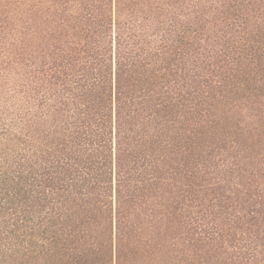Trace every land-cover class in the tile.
<instances>
[{
    "label": "trees",
    "instance_id": "16d2710c",
    "mask_svg": "<svg viewBox=\"0 0 264 264\" xmlns=\"http://www.w3.org/2000/svg\"><path fill=\"white\" fill-rule=\"evenodd\" d=\"M0 264H264V0H0Z\"/></svg>",
    "mask_w": 264,
    "mask_h": 264
}]
</instances>
